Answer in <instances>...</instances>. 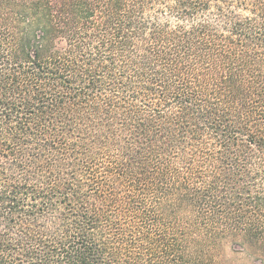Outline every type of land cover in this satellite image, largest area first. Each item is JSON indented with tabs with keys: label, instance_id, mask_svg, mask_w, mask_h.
<instances>
[{
	"label": "trees",
	"instance_id": "1",
	"mask_svg": "<svg viewBox=\"0 0 264 264\" xmlns=\"http://www.w3.org/2000/svg\"><path fill=\"white\" fill-rule=\"evenodd\" d=\"M149 99L155 116L136 108ZM97 146L168 217L264 253V0H0V264H140L110 199L78 178L74 155ZM154 146L210 158L211 175L136 176Z\"/></svg>",
	"mask_w": 264,
	"mask_h": 264
},
{
	"label": "rangeland",
	"instance_id": "2",
	"mask_svg": "<svg viewBox=\"0 0 264 264\" xmlns=\"http://www.w3.org/2000/svg\"><path fill=\"white\" fill-rule=\"evenodd\" d=\"M148 5L142 18L148 22H155L158 7H155V2ZM158 18L162 23L168 16L162 13ZM169 20L172 25L175 24L174 19ZM139 44L140 42H136V46ZM100 54L102 58L108 56L104 52ZM146 102L148 105H144L142 101L137 102L136 108L147 116H155V99ZM73 158H86L83 160L85 166L81 165L79 170L88 167L87 173L91 175L86 177L85 173L78 171L79 180L90 179L92 188L110 199L113 206V221L124 230L126 243L132 247V253L138 256L140 264H264V253L260 250L249 251V247L240 240L220 235L221 238L218 237L215 242L206 241L207 232L220 234L223 231L222 227L195 225L165 215L161 204L162 196L155 193V187L153 189L144 181L139 183L133 182L132 179L115 181L114 172L122 160L117 148L97 146L83 154L74 155ZM209 159L201 155L195 157L188 155L184 158L177 152L155 157L154 146L141 158L145 165L138 169V174L136 172L135 175L153 178L155 170L168 169L169 173L181 178L187 175L197 178L198 173H202L207 179L211 175L212 162ZM263 159L264 157H261L259 162L262 163ZM4 161L5 159L0 158V166ZM256 196L264 201V180L260 189L253 192L252 197ZM255 228L258 234L264 236V220L258 221ZM143 235L149 238V243L145 242ZM166 248H171L172 251H165ZM197 250L202 251L196 255Z\"/></svg>",
	"mask_w": 264,
	"mask_h": 264
}]
</instances>
